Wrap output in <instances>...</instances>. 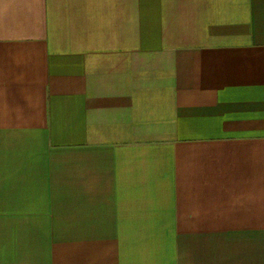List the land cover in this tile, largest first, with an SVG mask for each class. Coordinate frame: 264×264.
I'll return each mask as SVG.
<instances>
[{
  "label": "crops",
  "instance_id": "1",
  "mask_svg": "<svg viewBox=\"0 0 264 264\" xmlns=\"http://www.w3.org/2000/svg\"><path fill=\"white\" fill-rule=\"evenodd\" d=\"M0 264H264V0H0Z\"/></svg>",
  "mask_w": 264,
  "mask_h": 264
}]
</instances>
